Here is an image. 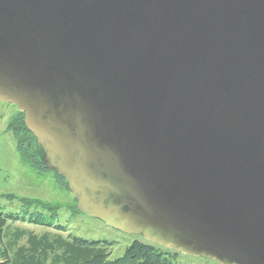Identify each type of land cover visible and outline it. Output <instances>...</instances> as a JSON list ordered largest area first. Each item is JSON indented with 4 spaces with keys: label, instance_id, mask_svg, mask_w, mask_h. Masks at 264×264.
<instances>
[{
    "label": "water",
    "instance_id": "obj_1",
    "mask_svg": "<svg viewBox=\"0 0 264 264\" xmlns=\"http://www.w3.org/2000/svg\"><path fill=\"white\" fill-rule=\"evenodd\" d=\"M0 101L81 213L264 264V0H0Z\"/></svg>",
    "mask_w": 264,
    "mask_h": 264
},
{
    "label": "trees",
    "instance_id": "obj_2",
    "mask_svg": "<svg viewBox=\"0 0 264 264\" xmlns=\"http://www.w3.org/2000/svg\"><path fill=\"white\" fill-rule=\"evenodd\" d=\"M10 126L8 129L12 130L16 137V148L20 155L35 168L48 170L41 161L34 137L25 127L23 112L19 111ZM26 135L33 141L37 153L29 150L25 142ZM56 176L69 190L64 178L57 174ZM6 196L9 199L15 198L13 194ZM73 199L76 203V199ZM22 203L25 205L22 213L0 211V264H177L175 258L179 252L139 240H134L128 245L122 256L110 260L107 242L63 234L66 227L57 222L58 205L26 198ZM74 210L81 213L76 204ZM17 221L45 226L56 232L44 231L37 234L16 226L11 234H8L7 228Z\"/></svg>",
    "mask_w": 264,
    "mask_h": 264
},
{
    "label": "rangeland",
    "instance_id": "obj_3",
    "mask_svg": "<svg viewBox=\"0 0 264 264\" xmlns=\"http://www.w3.org/2000/svg\"><path fill=\"white\" fill-rule=\"evenodd\" d=\"M18 115L19 110L14 104L0 101V211L22 213L25 209L22 200L25 198L58 205L57 222L66 227V232L63 234L107 242L110 260L122 256L125 248L134 240L149 242L141 234L125 233L97 218L76 213L74 210L76 203L70 190L62 185L56 174L51 170L35 168L18 152L16 137L13 131L8 129ZM24 137L29 150L37 153L31 138L28 135ZM7 194H13L15 198L9 199ZM16 226L37 234L44 231L56 232L45 226L17 221L10 224L7 233L11 234ZM175 262L177 264H219L212 259L184 253H179Z\"/></svg>",
    "mask_w": 264,
    "mask_h": 264
}]
</instances>
